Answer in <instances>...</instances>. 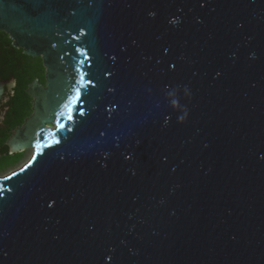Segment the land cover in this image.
I'll use <instances>...</instances> for the list:
<instances>
[{
	"label": "water",
	"instance_id": "95a60500",
	"mask_svg": "<svg viewBox=\"0 0 264 264\" xmlns=\"http://www.w3.org/2000/svg\"><path fill=\"white\" fill-rule=\"evenodd\" d=\"M0 32L45 80L0 264H264V0H0Z\"/></svg>",
	"mask_w": 264,
	"mask_h": 264
},
{
	"label": "trees",
	"instance_id": "16d2710c",
	"mask_svg": "<svg viewBox=\"0 0 264 264\" xmlns=\"http://www.w3.org/2000/svg\"><path fill=\"white\" fill-rule=\"evenodd\" d=\"M34 59L35 61H33ZM33 66H31V61ZM27 67L34 71V74H30L27 71ZM16 79L17 85L14 93V97L10 101L11 110L9 112L8 122L5 124L3 134L0 135V168L4 164H14L20 159V154H10L8 147L5 145V141L11 135V131L23 123L24 118L18 117L15 112L16 106L24 105V113L31 111V98L26 93L27 87L38 79V81L45 82L44 80V68L42 66L41 58H32L23 55L22 49H15L12 46V41L8 35L0 32V79L10 80ZM42 83V84H43ZM25 97L27 102H22L21 98ZM19 100V102L17 101Z\"/></svg>",
	"mask_w": 264,
	"mask_h": 264
},
{
	"label": "rangeland",
	"instance_id": "374dc122",
	"mask_svg": "<svg viewBox=\"0 0 264 264\" xmlns=\"http://www.w3.org/2000/svg\"><path fill=\"white\" fill-rule=\"evenodd\" d=\"M33 61H35L34 59H32ZM31 61V60H30ZM31 66H33V64H32V61H31V64H30ZM27 71L30 73V74H34V71L32 70V68L30 69L29 67H27ZM38 80V79H37ZM39 82V81H38ZM40 83V82H39ZM43 82H41L40 84L43 86V85H45V82L42 84ZM13 87V86H12ZM12 87H11V90H7L5 93H11L12 92ZM8 91H10V92H8ZM4 96H5V94H4ZM3 96V97H4ZM2 97V98H3ZM19 98H21V100H22V102H24V104H25V102H27L26 100V98L25 97H23V96H21V97H19ZM18 102H19V100H17ZM20 103V102H19ZM19 103H18V106H16V108L14 109L15 110V112H16V115H18V117H22V118H24V120L25 119H27L28 117H30V115L32 114V111H30L29 113L28 112H25L24 113V105H22V103H21V105H19ZM24 120H23V122H24ZM23 124V123H22ZM21 124V125H22ZM21 125H19V126H21ZM19 126H17V127H19ZM46 126L47 127H50V128H53V125L52 124H46ZM17 153H19L20 154V159L16 162V163H14V164H11V165H8V164H4L1 168H0V178L1 177H5V176H7V175H9L10 173H12V172H14V171H16V170H18L19 168H21L24 164H26L29 160H30V158L32 157V154H33V149L32 148H27V149H24V150H22V151H20V152H17ZM14 154H16V153H14Z\"/></svg>",
	"mask_w": 264,
	"mask_h": 264
},
{
	"label": "flooded vegetation",
	"instance_id": "af4514ba",
	"mask_svg": "<svg viewBox=\"0 0 264 264\" xmlns=\"http://www.w3.org/2000/svg\"><path fill=\"white\" fill-rule=\"evenodd\" d=\"M12 79L14 81V84L12 87V92L11 93H5V96L0 100V135L3 134V131L5 129V124L10 119V118H8L9 112L11 110L10 101L14 97V93H15V89H16V85H17L16 79L15 78H12ZM1 81H9V80H1ZM5 91H7V90H5ZM8 92H10V91H8ZM14 129L11 131V134L14 131Z\"/></svg>",
	"mask_w": 264,
	"mask_h": 264
},
{
	"label": "snow or ice",
	"instance_id": "6c2138e0",
	"mask_svg": "<svg viewBox=\"0 0 264 264\" xmlns=\"http://www.w3.org/2000/svg\"><path fill=\"white\" fill-rule=\"evenodd\" d=\"M173 67H175V65H173ZM79 96V90H77V97ZM61 127H63V126H61Z\"/></svg>",
	"mask_w": 264,
	"mask_h": 264
}]
</instances>
